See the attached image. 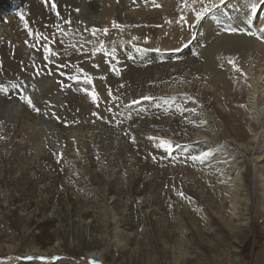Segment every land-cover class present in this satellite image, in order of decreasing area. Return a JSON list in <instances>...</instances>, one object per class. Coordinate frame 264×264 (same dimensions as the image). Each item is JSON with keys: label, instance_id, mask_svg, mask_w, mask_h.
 I'll return each instance as SVG.
<instances>
[{"label": "rangeland", "instance_id": "1", "mask_svg": "<svg viewBox=\"0 0 264 264\" xmlns=\"http://www.w3.org/2000/svg\"><path fill=\"white\" fill-rule=\"evenodd\" d=\"M71 1L72 2L69 1L70 5H68L70 7H77L81 11L77 13V15L79 14V22L84 23V21H86V24L89 25V29L92 27H109L111 29V23H104V19H102L103 14L109 15L111 13L109 17L118 14L115 11H111L109 3L103 2L104 0H93L94 4L96 3L95 7H99L96 12L86 15L87 8H84V3L87 4L88 0L86 2L85 0ZM165 1L172 6L171 14L176 17V21L179 20L182 14L186 16V10H183L180 7L181 0ZM173 1L174 5H172ZM205 2H207V0H205ZM110 3L113 2L111 1ZM189 3H191V0H189ZM236 3L237 0H228L226 5L212 9L200 21L195 19V14L193 13L191 20L187 18V25L183 23L176 24L175 26L182 30L185 37L169 39V43H172V46L169 47L163 45L164 40L159 36H154L153 29L158 28L155 26L157 24L152 23L151 21V23H138L137 25L142 26L143 29H140V34L136 37L142 38L143 36L147 38L148 43H145V38H139L135 41H132L130 38L131 44L133 45V49H131V53L128 56L130 60L127 59L125 55H122L121 52V49L125 47L127 41L122 40L123 43H120L121 40L115 39L116 37L118 38V33H123L122 35L127 37V28L123 32L111 29L109 35L104 37L107 51L110 52L113 47L116 49L113 54L115 59H112L104 53H97L95 56H91L90 53L84 54L75 52L69 47L71 43H76L71 39L64 40V44L56 43L52 45L53 49L59 53V56L55 58L57 62L79 65L93 77L95 87L101 96L99 109L91 103L89 97L78 91V88L75 86V81H67L66 78H62L58 74L54 76L38 77L35 80L27 79L32 73L30 67L31 61L26 62L25 58H15L13 51L5 52L3 50V52L0 49V81L7 84L15 77L25 78L28 85L26 94L32 95L37 105L41 108L40 114L33 112L15 97V93H10V95L13 96L12 99H8L4 95L0 96V121L3 122V124L0 125V135L6 137L5 139L0 140V206L3 205V208H8L12 203H16V197H18L17 195L19 193L17 189L10 186L8 177L5 174L7 170H9V166L16 169L21 166L20 168L24 167L27 170V165L35 162L38 165L37 159L43 158L41 164L37 166V169L35 168L36 171L33 170L35 175L37 173L39 174L36 175L38 176V179L39 176V180H42L43 177L53 179V183H49V186H52L51 189L57 193L58 198L63 195V193L64 195L65 193L66 195L73 194L72 197H75L79 193L80 196L82 193L80 189H78V186L81 184L77 186L72 180H69L66 177L64 171L66 164L69 165L72 170L78 169V165L85 166L86 159L84 152L89 146L91 147H89L90 150H108L107 147L111 145L114 150H121L119 148L124 150V160L126 161L127 169H133V165L138 163L137 167L140 168L138 172L141 178L146 182H149L148 184H139V187H141L140 194L131 193L129 196L128 194H124L125 196H121L119 199L125 200L123 202H125V205L128 208L131 207L133 203L134 206L136 203L141 204L142 202H145L148 205L150 204L151 207H153L152 205H156V200H158L159 202H162L161 207L165 215H167L166 224L164 226L163 221L156 225L149 222V226L147 225V228L149 229L143 232L142 235H135L136 238L133 240L132 244V248H134L132 255L135 256L138 261L140 260L139 262L143 264L149 262L147 251H152L154 248L152 247L153 249H151L148 245L157 246L162 235L169 237L168 234L171 232L170 237H172L173 240L168 241V245L177 246L178 244L175 243V241H178L179 232H181V227H183L186 228V233L184 236L185 242L182 243H184L186 247H190V254L187 258V260L189 259L190 261L188 260L189 262L187 264H228L229 259L232 257L236 258L235 260L238 264H264V209L261 205L260 199V194L264 189L261 190L257 186L256 179L258 174H261L264 170V158L260 163L255 164L252 162V158L257 146H254V149H248V151H244L241 147H236L238 142H243L244 140H236L233 127L227 119V117H230L231 110L227 106H224L219 100V95L223 94V90L217 91L220 93L217 97L214 96L215 94L210 95L209 93L206 100H204L203 94H199L198 97V100L203 102V108L207 110L212 118H214L216 124L218 123V125L225 131V134L223 133L224 136L221 139L222 142H216L215 148L211 147V149L213 148L219 153L217 155L218 157L213 156L204 163H193L189 157L197 155L200 152L190 155L183 151L188 150V148L184 146L183 149L176 148L173 156L166 157L164 160H159L162 150H155L152 146V142L145 138L147 137L145 134H148L146 131L148 129H145L147 126L152 127L155 123L154 126L159 123L166 122V124H168L173 122H168L169 118L172 120L175 119V124H169L170 128L169 131H167L168 133L172 130L178 132L180 129H182V133H185L187 130L192 131L194 128H198V126L195 127L196 125L188 124L185 121L184 116L175 111L176 104L183 103L184 100L163 101L159 99V97L157 98L156 91L159 90V83L157 82L160 75L163 74L162 70L159 68H162L167 64L177 65L179 67L182 65L186 67L185 62L187 59L196 57V59H198L199 54L202 51V44L206 46L213 40V36H209L206 41H200L198 34L203 30V28L200 27V24L205 22L206 17L209 15H211L213 19L221 17L222 20H226L227 17L230 16L228 11L232 12L231 10ZM196 4L200 3L197 2ZM244 9L245 8L241 10L234 9V11L237 14L239 12H244ZM249 10V8L246 9L247 12ZM15 12L12 10V14L17 15L18 12ZM49 12L52 13L50 7ZM20 14H22V12ZM52 15L53 17H49V31H55L51 28V25L53 22H58L56 21L55 14L52 13ZM120 17L124 22V11L120 14ZM28 20L29 24L30 22H35L31 16H29ZM16 21V17L0 18V45H10L21 49L27 48L24 43L20 42V40L15 37L16 34L27 35L26 30L16 29L15 32H12V29L10 30L11 26L15 24ZM122 24L125 25V23ZM189 25H191V27ZM239 26L242 27V25L238 24H229L226 25L223 31L229 36L233 32L226 31V29L232 27L239 28ZM218 29L219 26H216L215 31ZM254 29L255 26H253L252 31H254ZM112 35H115L114 38ZM29 38L31 39V42H33V38ZM112 41H116V43L113 44ZM84 47L86 50L91 48L89 46ZM137 48L148 50L141 52L137 51ZM66 49L71 55H65ZM156 49H159V51H156ZM235 56L238 55L235 54ZM35 61L38 66L43 63L42 57L35 58ZM21 62H23V65H29L26 72H21V67L23 66ZM130 62L133 66H130ZM94 64H99L100 67L94 68ZM113 65L120 69V76H116L114 72L110 71V68ZM238 66L244 70L242 65ZM130 67H134V71H128ZM53 70L55 72V68H53ZM64 71L69 74H78L75 73V69L71 67L65 68ZM79 75L82 77V74ZM100 76H105L107 79L101 80L99 78ZM61 79H65L66 83L73 84L74 86L72 88L61 90L57 83V81ZM199 79L205 80L206 78L199 76ZM235 80H239L242 93L240 101H237V105L247 113L248 117H250L247 106L249 82L243 76H239ZM32 84L36 85L35 91H33L31 87ZM120 85H124V87L121 88ZM81 86L83 85L81 84ZM109 87L112 88L114 95L120 98L119 100L114 102L112 99L108 98L107 89ZM153 89L154 94H156V96L153 97H156L157 99L141 101L139 104L132 105L130 108L125 107V105L129 104L132 99H139L143 95L151 96L152 93L150 90ZM48 101L52 104L51 108L45 107V103ZM114 104L115 111L110 114L107 111V108L112 107ZM241 105H244V107H241ZM185 106L195 107L190 101H188ZM77 109H79V111H77ZM93 111H98L104 119L101 120L92 116L91 113ZM25 112L28 113L25 114ZM46 112H55L60 119L57 120L55 117L45 115L44 113ZM129 113H131V119H128ZM185 115L189 119L196 120L194 116L198 114L196 113L194 115L192 113H185ZM145 116H148V121L144 120L146 118ZM114 117L115 119L123 121V123L117 126L115 122H107L113 120ZM125 121L127 122L124 123ZM252 126L253 125H250V122L248 121L245 124V129L247 130L249 127L254 128ZM129 129H131L137 138L136 144H132L130 139L123 135V132ZM144 129L147 133H145ZM205 130L207 131L208 139H210L212 137L210 135V129L206 127ZM255 131L261 132V129L256 127ZM30 132L33 133L34 136L31 137L29 135ZM160 132L162 133V131ZM263 133L264 131L262 134ZM262 134L260 135V145L258 143V150H264V134ZM86 144L88 147H86ZM77 149L79 150V154H77ZM53 152H63L64 159L61 163L58 164L56 162L57 158L53 155ZM150 152L158 157L157 162L151 160V157L149 156ZM102 153H104V156L107 155L106 152ZM240 155H243L241 160ZM261 156L264 157V151H262ZM211 161H215L216 163L214 166H210L211 169H221L225 175L229 173L231 166L236 163H240L242 168H247L249 179L247 201H244V188L236 191V193L235 191L231 192L228 191L229 186H227V184L229 185V183H227L226 186H221L220 184L214 185L218 190L215 189L213 192L212 189L209 188V190H206L207 192L204 191L206 196L210 195L206 198L207 202H202L196 196L188 194L193 197L195 203L189 205H186L185 202H183V205L180 203L182 201H180L179 198L174 195V192L170 190L171 186L175 185L183 190L186 186L190 192L192 188L189 187V183H194L195 181L188 180L185 181L187 184L183 183L182 185L180 177L187 175V177H193V175L188 172L195 171V169L201 174V172L205 170L204 166L209 162L211 163ZM217 161H227V163L218 164ZM210 167H208V169L206 168V170H209ZM61 169H63V171ZM155 170L158 172H155ZM176 173H179L178 178H176L177 176H173V174ZM14 174H16V172ZM144 176L147 178H144ZM233 179L234 177H230L229 182H232ZM160 180L161 185L158 184V186L157 182L159 183ZM122 184L124 185L123 189L129 187V183L126 180H124ZM165 185H169V187L166 188ZM157 186L162 190V197L156 199L157 193H155V191L157 190ZM123 197L126 198L124 199ZM130 198H133L134 200ZM233 199H236L240 203L241 213L246 214V216L242 217V221L240 222L235 218L231 219V206H236L234 205V201H232ZM22 202H24V198ZM169 203L173 205L172 208L167 207ZM55 204L58 203H53V205ZM5 205L7 206L5 207ZM218 205H223V207L220 208L221 212ZM59 207L66 208L64 205H60ZM195 208H199L201 211H192ZM173 212H175L174 215ZM187 217L194 222L193 227L190 226ZM180 218L184 224L179 221ZM246 218L248 219L247 229L245 227ZM137 219L138 215L134 217V221ZM177 219L179 220L177 221ZM241 223L242 225H240ZM14 231L16 230H9L10 234L0 239V260H2L4 264H88L89 260H91L83 255L70 252H59L57 254L47 255L46 257L49 259L46 261L36 259L35 257L39 256L36 254H30L33 256V260L31 261L23 259V257L28 256L25 253L24 248L28 244V241L30 242V238L26 240L20 239ZM241 231L243 237L241 236ZM11 233L15 235L14 239L11 238ZM243 234H245V236ZM140 236L141 238H139ZM8 244L15 246L13 253L7 252L5 247ZM146 247H149V249ZM156 250L160 251L166 249L162 246L160 249ZM53 255L58 256L59 259L52 260L51 257ZM17 257H19V259H17ZM172 258L173 257L169 255V258L163 259L161 263L171 264Z\"/></svg>", "mask_w": 264, "mask_h": 264}, {"label": "bare ground", "instance_id": "2", "mask_svg": "<svg viewBox=\"0 0 264 264\" xmlns=\"http://www.w3.org/2000/svg\"><path fill=\"white\" fill-rule=\"evenodd\" d=\"M69 1L72 2L71 0H58L62 16L71 18L73 21L71 26H66L70 30V35L58 37V39H71L79 45L84 42L81 40V37H83L84 40L92 39V37L89 32L84 31V28H88L89 25L86 24V21H84V23L79 22V14L77 15V12L75 11L77 7H70ZM86 1L87 0H85V2ZM111 1L113 3H110ZM103 2L109 3L111 11L118 13L112 17H109L111 13L109 15L103 14L102 19H104V23L110 24L111 21L116 20L119 23H125V25L129 26L127 27V37L123 36V33H118V38H115L116 40L127 41L125 47L121 49L122 55H125L127 59H129L128 56L131 53V49H133V45L129 43V41H131L130 38L133 36H139L140 29H143L142 26L133 27V25H137L138 23L143 24L151 21L152 23L157 24L155 26L158 28L153 29V34L155 37L159 36L164 40V46H172V43H169V39L185 37L182 30L175 26L178 23H176V17L171 14L172 6H170L165 0H104ZM247 2L248 0H237V5L235 4V6H233L231 10L232 12L228 11L230 16H228L226 20H222L221 17L213 19L211 15L207 16L206 21L200 24V27L203 28V30L198 34V37L200 38V41H206L209 36H213L211 43L206 46L202 44V51L199 54V58L187 59L185 62L186 67L182 65L179 67L172 64H167L162 68L160 67L159 69L162 70L163 74L160 75V78H158L159 80L157 79L159 90L156 92L157 98L161 96L170 97L175 95L176 100L182 101L184 98L179 95L180 93L187 92L197 98L199 97V94H203L204 100H206L208 93L210 95L215 94L214 96L217 97L220 94L217 91L223 90V94L219 95V100L224 106H227L231 110L230 117H227V119L233 127L236 140H244L243 142H238L236 147H241L244 151H248V149H254V146H257L252 162L258 164L264 158L261 156V153L264 150H258V143L260 145V135L264 131V38L258 39L256 37H250L243 31L233 32L228 36L223 31L226 25L229 24H238L242 25V27L239 26L240 29L245 28V23H243V21H246L245 13H247V7L244 5ZM154 4H159L161 7H155ZM95 5L96 3L94 4L93 0H88L87 4L84 3V8H87L86 15L97 11L99 6L95 7ZM172 5H174V1L172 2ZM200 7L201 4H195L197 10H199ZM243 8H245L244 12L236 14L234 11V9L241 10ZM12 10L13 12L16 11L15 13L18 12V14H12ZM123 11L125 12L124 22L120 17V14ZM21 12L26 19H28L29 16L34 19L35 22H30L29 24L33 30H40L45 34L50 33L49 27L44 26L49 25V17H53V15L49 12V6L44 4V0H0V18H17L16 23L10 28V30L12 29V32H15L16 29H24L23 22L19 18ZM185 14L189 20L192 19L193 12H191V10H186ZM168 20H171L172 23H166ZM253 21V26H255L254 31L258 32L260 28H264V23H262L261 20L253 17ZM216 26H219L217 31H215ZM15 37L24 44L25 40L31 42V39L27 35L16 34ZM101 38L105 39L103 36ZM142 38L144 39L145 37L142 36ZM25 46L27 48L21 49L10 45H0V49L5 52L13 51L15 58H25L26 62L31 61L33 56L35 58L42 57V53L35 52L26 44ZM84 46L93 47V45L88 44H85ZM235 54L238 56H235ZM229 56L238 57L237 64L243 66V72L245 74L243 77L249 82L247 106L250 117H248L247 113L237 105V101H240L242 93L241 85L237 83L235 79L240 75L238 76V74L232 70L231 66L226 63V59H219L220 57L227 58ZM221 64H224V68L220 67ZM130 66H133L131 62ZM133 68L134 67H130L129 70H127L132 72L134 71ZM199 76H203L206 79L201 80L199 79ZM187 81H191V83H188ZM150 92L152 93L151 96H156V94H154V89L150 90ZM2 95L3 94L0 93V96ZM199 102L200 104H203L202 101L199 100ZM195 107L198 115L194 114V117L197 123L202 119H206L208 121L207 124L200 125L197 129L194 128L192 131L187 130L185 133H182V129L178 132L170 130L171 132L168 133L167 131H169L170 128L169 124H175V119L172 120L169 118L168 122H173L168 124H166V122L159 123L154 126L155 123L152 127L147 126L145 129H148L146 130L148 134H145V136L160 135L171 138L174 142L181 144L180 148L183 149V147L186 146L188 150L183 151L190 155L201 151H207V149L211 147L215 148L216 142H222L221 139L223 138V133L225 134V131L218 125V123L216 124L214 118L208 114L207 110L200 108L199 105H195ZM26 113L28 112H25V114ZM144 120L148 121V116ZM248 121L254 128L249 127L247 130L245 129V124ZM126 122L127 121L124 123ZM206 127L210 129V135L212 136L210 139L207 137L208 134L205 130ZM256 127H259L261 132L255 131ZM146 131L145 133H147ZM160 131H162V133ZM173 133H177V135H173ZM29 135L31 137L34 136L31 132ZM86 147H88L87 144ZM89 147L86 150L84 149V156L86 159L85 166L78 165V169L72 170L70 166L66 164L64 170L65 175L69 180H72L77 186L81 184L78 186V189H80L82 193L80 196L79 193L75 197H72L73 194L66 195L65 193L64 195L63 193V195L58 198L57 193L52 191V186H49V183H53V179L43 177L42 180H39L40 176L38 179V176H36L38 173L35 175L33 170H35V168L37 169V166L41 164L43 158L37 159L38 165L36 162L27 165V170L24 167L20 168L21 166H19L20 169L9 166V170H7L5 174L8 177L10 186L17 189L19 193L18 195L16 194L18 196L16 197V203H12L11 206L8 207L9 209L6 207L7 205H5L7 209L3 208V205L0 206V239L9 235V230L13 229L16 230L14 233L19 236L20 239L26 240L30 238V242L28 241V244L24 248L27 255L36 254L39 256H49L59 252H70L83 255L90 259H99L104 264H143L132 255V252H134V248H132L133 240L137 235H142L143 232L149 229L147 228L149 222L156 225L163 221V226L166 224L167 215H165L161 207L162 202L156 200L157 204L152 205L153 207L145 202H142L141 204L136 203L137 205L135 204L134 206L133 203L132 206L128 208L125 205V202H123L125 200H120L119 198L125 196L124 194H128V196L131 193L140 194L141 187H139V184L142 185L149 183L141 178L138 172V170H140V168L137 167L138 163L133 165V169H127L126 161L124 160V150H122V148H119L121 150H114L112 146L109 145L107 147L108 150H90ZM102 152H106L107 155L104 156V153ZM213 152V156L218 157L217 155L219 153H217L215 149H213ZM97 155L100 157L99 161L96 159ZM242 158L243 155H240V160ZM215 164V161H211V163L209 162L204 166L205 170H203L201 174L196 171V169L195 171L188 172L189 174H192L193 177H187L188 175L180 177L182 185L183 183L187 184L185 181L188 180L195 181L194 183H189V187L192 188L190 192L186 186L185 188L183 187L184 191L187 194L196 196L202 202H207L206 198L210 195L206 196L204 191L212 189L213 192V190L217 189L214 185L220 184L221 186H226V184L229 183V185L227 184V186H229L228 191H235L236 193V191L244 188V201H247L249 183L247 168H242L240 163H236L231 166L229 173L225 175L221 169H211L210 166H214ZM208 167H210V169L206 170ZM14 170L16 174H14ZM74 171L78 172L79 175H73ZM155 172L158 171L155 170ZM173 176H177L176 178H178L179 173L173 174ZM230 177H234L232 182H229ZM144 178L147 177L144 176ZM256 179L257 186L261 190L264 189V170L261 174H258ZM124 180L129 183L127 189H123L124 185L122 182ZM160 183L161 180L159 183L157 182V185H161ZM158 186L155 191V193H157L156 199L162 197V190ZM22 197L24 198V202H22ZM260 199L261 205L264 209V191L260 194ZM232 201H234V205L236 206H231V219L235 218L240 222L242 221V217L246 216V214L241 213V205L236 199H233ZM53 203L58 204L53 205ZM180 203L183 205V202ZM185 204L187 205L188 203L185 202ZM60 205H64L66 208L59 207ZM218 207L220 209L223 205H218ZM174 214L175 212H173V215ZM137 215L138 219L134 221V217ZM187 219L190 226L193 227L194 222L191 221L192 219L190 220L188 217ZM178 220L179 219H177V221ZM179 221H181V218ZM181 223L184 224L182 221ZM242 223L240 225H242ZM247 226L248 219L246 218V229ZM181 228L182 230L179 232L178 241H175V243L178 244L177 246L168 245V241L173 240V238L170 237L171 232L168 234L169 237L161 234L162 237L158 241L157 246L148 245L151 249L154 248V250L147 251L149 262L144 264H162V260L169 258V255L173 257L171 264H187L190 261L189 259V261L187 260L190 254V247H186L185 244L182 243L185 242L184 236L186 228ZM243 235L245 236V234ZM10 236L12 239L15 238L13 233H11ZM139 238H141V236ZM162 246L166 250H156L160 249ZM149 247L146 248L149 249ZM5 248L8 253H13L15 246L8 244ZM235 259V257L229 259L228 264H238Z\"/></svg>", "mask_w": 264, "mask_h": 264}, {"label": "snow or ice", "instance_id": "3", "mask_svg": "<svg viewBox=\"0 0 264 264\" xmlns=\"http://www.w3.org/2000/svg\"><path fill=\"white\" fill-rule=\"evenodd\" d=\"M199 2L201 4V7L199 10L195 8V4ZM228 3V0H191V3H189V0H181L180 7L183 10H191L195 14V19L197 21H200L207 13H209L212 9L219 8L220 6L226 5ZM44 4L50 7V10L52 13L55 14L56 21L58 22H53L51 25V28H53L55 31H50L49 34H45L43 31L40 30H33L29 26V20L25 18L23 14H20L19 18L23 22L24 29L26 30L27 36L33 38V42H29V40H25V44L33 49L35 52H40L42 53V60L43 63L41 65H37L35 61V57H32L30 67L32 69V73L27 79L35 80L38 77L42 76H54V75H59L62 78H66L67 81H75L76 82V87L78 88V91L85 94L87 97L90 98L91 103L97 108H100L101 104V96L100 93L97 91L95 84H94V79L91 75H89L83 67H80L79 65H70L66 62L64 63H59L56 61V57L59 56V53L55 51L52 47V45L56 43L64 44V40L62 38L58 39V37H65L70 35V30L66 26H71L73 24V21L71 18H65L62 16L61 11L59 9V4L58 0H44ZM155 7H161L159 4H154ZM245 7L249 8L250 10L245 13L246 15V21H243L245 23V28L240 29L238 27H232L226 29V31L230 32H237V31H243L246 35L250 37H256L258 39L264 38V28H260L257 31H252V27L254 25L253 17L257 18L258 20H261L262 23H264V0H248V2L244 5ZM75 11L78 13L80 11L79 8H76ZM166 23L171 24L172 21L168 20ZM176 23H183L185 25L188 24V19L185 15H181L179 20L176 21ZM191 27V25H189ZM44 27H49V25H45ZM128 25H124L122 23L117 22L116 20L111 21V29L118 30L119 32H123ZM133 27H139L138 25H133ZM109 27H103V28H97V27H92L88 29L87 27L84 28V31L89 32L92 39L89 40H84L83 37H81V40H83V43H80L79 45L77 43H71L69 47H71L75 52H80L84 54H89L91 56H95L97 53H104L105 55L111 57L112 59H115L114 53L116 49L113 47L111 51H107L106 48V42L104 39L101 37H107L110 33L111 30ZM139 37L133 36L131 38L132 41L138 40ZM113 44L116 43V41H112ZM120 43H123L121 40ZM131 43V41H129ZM145 43H148L147 38H145ZM93 45L90 49H85L84 45ZM148 49H140L137 48V51H147ZM156 51H159V49H156ZM65 55H71L65 50ZM219 59H226V63L231 66L232 70L235 73H238L240 76H244V72L240 66L237 64L238 57L235 56H229L227 58L220 57ZM23 65V62H21ZM74 68L75 73L78 74H69L64 71L65 68ZM94 68H99V64H94ZM221 68H224V64L220 65ZM29 68V65H23L21 67V72H26ZM55 68V72L53 70ZM111 72H114L116 76L121 75V71L119 68L115 67L113 65L110 68ZM82 74V77L81 75ZM101 80H106L107 77L105 76H100L99 77ZM65 79H61L57 81L59 84V87L61 90L66 89V88H72L74 85L70 83H66ZM18 81V82H17ZM183 82V81H182ZM188 83H191V81H187ZM237 83H239V80H236ZM81 84L83 86H81ZM91 86V87H88ZM27 83L25 78L21 77H15L12 80H10L7 84L4 82L0 81V93H2L6 98L12 99L13 96L10 95V93H15V97L22 102L28 109H31L33 112L40 114L41 113V108L37 105L35 102L34 98L32 95L26 94L27 92ZM33 91L36 90V85L32 84L31 85ZM120 87H124V85H120ZM179 95L183 96L184 102L183 103H177L176 104V111L179 112L182 116H184L185 121L188 124L191 125H204L207 124L208 121L206 119H202L199 121V124H197V121L194 119H189L185 113H192L196 114L197 109L196 107H186V103L190 101L193 105H199L200 108H203V104H200L198 98L196 96L190 95L187 92L180 93ZM107 96L108 98L112 99L114 102L119 100L120 98L115 96L113 93V90L111 87L107 89ZM156 99V97L150 96V95H143L139 99H132L129 104L125 105V107L130 108L132 105L139 104L141 101H148V100H153ZM161 100H171L175 101L176 96H161L159 97ZM46 108H51L52 104L50 101L45 103ZM241 107H244V105H241ZM79 111V109H77ZM107 111L112 114L115 111V104L112 107L107 108ZM45 115H50L52 117H55L57 120L60 119L59 116L55 112H46L44 113ZM92 116L96 117L97 119L103 120L104 117L98 112V111H93ZM128 119H131V113L128 115ZM108 123L115 122L117 126L123 123V121L119 119L113 118V120L107 121ZM3 122L0 121V125H2ZM123 135L128 137L130 139V142L132 144L137 143V138L135 134L129 130H125L123 132ZM173 135H177V133H173ZM6 137L3 135H0V140L5 139ZM147 140L152 142V146L155 150H162V154L159 157V160H164L166 157H171L173 156V153L176 148H180L181 145L179 143L174 142L173 139L167 138L165 136H160V135H149L147 136ZM77 154H79V150L77 149ZM53 155L56 156L57 160L56 162L59 164L63 161L64 159V154L63 152H53ZM214 155L213 149L209 148L207 151H201L197 155H192L189 157V159L195 163V162H200L204 163L205 161L209 160L212 158ZM149 156L151 157V160L153 162H157L158 157L155 154H152L151 152L149 153ZM97 161H99L100 157L99 155L96 156ZM218 163H227V161H217ZM63 171V169H61ZM73 175H79L78 172H73ZM166 188L169 187V185H165ZM171 191L174 192V195L179 198L180 201L182 202H187L188 204H193L195 203L193 197L191 195L186 194V192L182 189L179 188L175 185H172L170 188ZM169 208H172L173 205L169 203L168 205ZM193 211H201L199 208L193 209ZM38 260L41 261H46L49 258L46 256H37L35 257ZM19 259V257H17ZM23 259L26 260H33V256L28 255L23 257ZM52 260H58L59 257L53 255L51 257ZM0 264H4L2 260H0ZM88 264H103V262L99 259L92 258L89 260Z\"/></svg>", "mask_w": 264, "mask_h": 264}]
</instances>
